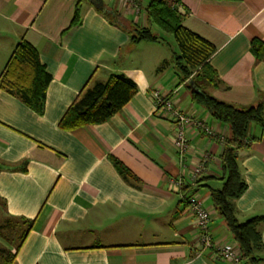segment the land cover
Instances as JSON below:
<instances>
[{
  "label": "crops",
  "instance_id": "crops-1",
  "mask_svg": "<svg viewBox=\"0 0 264 264\" xmlns=\"http://www.w3.org/2000/svg\"><path fill=\"white\" fill-rule=\"evenodd\" d=\"M133 1L138 18L124 0H103V8L90 0H0V76L22 39L51 76L41 112L0 89V264L12 257L14 264H230L211 250L197 254L199 229L187 203L195 195L210 211L216 244L237 246L210 194L224 182L221 137L229 127L194 100L195 75L182 80L175 64L179 49L131 41L133 27L156 26L146 11L151 0ZM175 2L183 26L216 48L217 83L207 92L239 109L260 106L264 117V53L259 58L252 48L264 44V0ZM113 74L136 83L133 99L104 123L61 128L81 92ZM155 90L215 136L189 129L182 157ZM249 135L238 151L247 185L234 201L240 222L264 218V129L252 123ZM256 229L255 264H264V220Z\"/></svg>",
  "mask_w": 264,
  "mask_h": 264
},
{
  "label": "trees",
  "instance_id": "trees-1",
  "mask_svg": "<svg viewBox=\"0 0 264 264\" xmlns=\"http://www.w3.org/2000/svg\"><path fill=\"white\" fill-rule=\"evenodd\" d=\"M175 0H151L146 9L150 25H156L162 32L172 34L179 49L175 59L176 67L182 80L193 74L190 89L196 102L203 105L212 116L229 127L230 133L224 140V149L220 155L224 182L219 189H210L216 211L227 223L234 240L242 253L244 264L257 262L256 251L261 238L257 224L263 217L240 222L234 209V201L247 189L238 164V151L247 148L252 140L249 126L259 124L264 129V117L260 106L239 109L233 105L212 97L207 88L215 86L217 75L210 65L216 48L209 41L186 29L183 16L176 7ZM77 15L73 25L77 22ZM160 38L152 32L151 27H133L131 41L157 42ZM257 57L264 53V44L255 41L252 45ZM51 76L42 64L38 50L25 39L15 47L4 71L0 76V89L9 91L37 112L44 109L46 91ZM137 93L136 83L124 74H113L105 83H98L85 88L63 116L60 127L74 130L87 125L101 124L120 112ZM118 169L125 177H133L131 172L116 161ZM27 235H22L24 239ZM22 239V240H23ZM7 264H14L13 257Z\"/></svg>",
  "mask_w": 264,
  "mask_h": 264
},
{
  "label": "built area",
  "instance_id": "built-area-1",
  "mask_svg": "<svg viewBox=\"0 0 264 264\" xmlns=\"http://www.w3.org/2000/svg\"><path fill=\"white\" fill-rule=\"evenodd\" d=\"M124 1L131 5L133 15L138 18L142 13L141 8H139L133 0ZM152 96L155 101L156 108L163 109V116L170 120L175 126V142L182 157L189 149V129H196L201 134L215 136L214 130L208 127L205 123L183 113L175 107L169 96L161 93L159 90L153 91ZM221 140L224 141L225 137H221ZM201 171V168L196 169L195 175H200ZM173 184L177 188L183 185L180 181H175ZM187 203L190 211L195 217L199 229V234L196 240L198 246L197 254L202 255L205 251L211 250L216 258L222 259L230 264H242L243 257L238 245L236 247H232L215 243L213 234L209 229L212 216L210 211L203 207L201 200L197 196L193 195L187 199Z\"/></svg>",
  "mask_w": 264,
  "mask_h": 264
},
{
  "label": "rangeland",
  "instance_id": "rangeland-1",
  "mask_svg": "<svg viewBox=\"0 0 264 264\" xmlns=\"http://www.w3.org/2000/svg\"><path fill=\"white\" fill-rule=\"evenodd\" d=\"M143 14V13H142ZM152 31L156 34H159L160 36V40L161 41H165L164 43H166L172 50H175V51H178V47H177V44H176V41L173 37V35L171 34H166L164 32H162L160 29H158L156 26H153L152 27ZM226 125V124H225ZM227 126V125H226ZM255 126V125H254ZM6 225H9V226H13V223L10 222V223H6ZM14 228H17L15 226H13ZM8 231H10V229H7V231H2L1 233H4V234H7L9 233ZM14 231L16 232V230L14 229Z\"/></svg>",
  "mask_w": 264,
  "mask_h": 264
},
{
  "label": "water",
  "instance_id": "water-1",
  "mask_svg": "<svg viewBox=\"0 0 264 264\" xmlns=\"http://www.w3.org/2000/svg\"><path fill=\"white\" fill-rule=\"evenodd\" d=\"M90 1L97 4L98 7L103 8V0H90Z\"/></svg>",
  "mask_w": 264,
  "mask_h": 264
}]
</instances>
